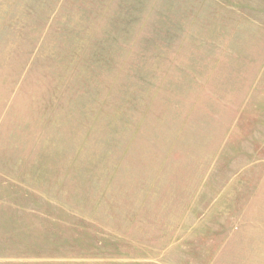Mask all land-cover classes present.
Returning a JSON list of instances; mask_svg holds the SVG:
<instances>
[{
    "label": "rangeland",
    "instance_id": "obj_1",
    "mask_svg": "<svg viewBox=\"0 0 264 264\" xmlns=\"http://www.w3.org/2000/svg\"><path fill=\"white\" fill-rule=\"evenodd\" d=\"M0 264H264V0H0Z\"/></svg>",
    "mask_w": 264,
    "mask_h": 264
}]
</instances>
